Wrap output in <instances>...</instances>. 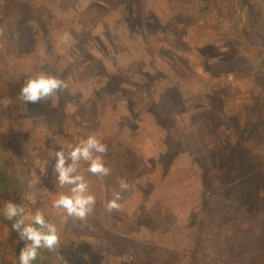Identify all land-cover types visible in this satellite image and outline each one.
<instances>
[{"label":"rangeland","instance_id":"1","mask_svg":"<svg viewBox=\"0 0 264 264\" xmlns=\"http://www.w3.org/2000/svg\"><path fill=\"white\" fill-rule=\"evenodd\" d=\"M262 37L264 0H0V147L19 143L10 164L44 196L0 184V210L11 200L26 223L39 209L56 225L59 248L39 264H245L264 246V138L251 135ZM41 74L66 87L23 101ZM89 135L111 172L82 162L96 205L81 221L52 206L70 188L52 165ZM114 191L121 209L108 213Z\"/></svg>","mask_w":264,"mask_h":264},{"label":"clouds","instance_id":"2","mask_svg":"<svg viewBox=\"0 0 264 264\" xmlns=\"http://www.w3.org/2000/svg\"><path fill=\"white\" fill-rule=\"evenodd\" d=\"M65 87L66 84L62 80L41 74L26 81L19 97L25 102L36 103L41 98L49 97L56 90ZM107 150V146L100 139L95 135H89L86 139H80L77 144L69 145L67 151L61 149L55 152V163L52 165L54 179L60 187L70 186V188L68 192L60 193L53 201L54 208L62 209L69 217L86 220L94 211L96 197L89 189V182L78 170L83 162L87 164L88 173L100 178L108 176L111 169L106 166L103 159ZM28 187H34V183L29 181ZM129 187L127 182H120L122 190H127ZM120 199V192L114 191L112 198L105 204L106 211L108 213L120 211ZM0 211L6 219L14 221L11 225L12 230L17 233L20 241L24 242L18 254L19 264H33L41 249L52 252L59 248L58 229L54 223L45 219V214L41 210L37 209L27 223L29 217L26 216L24 208L11 200L5 201Z\"/></svg>","mask_w":264,"mask_h":264},{"label":"trees","instance_id":"3","mask_svg":"<svg viewBox=\"0 0 264 264\" xmlns=\"http://www.w3.org/2000/svg\"><path fill=\"white\" fill-rule=\"evenodd\" d=\"M262 39H264V38L262 37ZM258 104H257V107H259ZM259 110H260V113H258L255 116V118L252 119L253 120L252 122H255V124L257 125L255 128V129H257V131L253 130V132H251V135L253 138H259L260 141H262L264 138V134H262V129H264V96H262ZM259 129H261V130H259ZM258 131H259V133H258ZM11 136H12V138H14V135H11ZM242 143H244L243 140L241 142L239 141L238 148H237V152H239V153L242 152ZM1 147H0V160H2L6 166V169L2 170L0 172V184L2 185L3 193L11 195L12 193L18 191V193L20 195H22V197H24L25 200H28L31 202V198H34L33 200L39 202V200H41V198L44 197L41 193L39 194L40 190H38L35 187H32V188L28 187L27 188L25 185H23V184H25V179H22V177L24 175L23 171L19 170L15 164L14 165L10 164L11 163V156L13 155L12 152H15L18 150L20 152H23L22 148H20L19 143L15 139H12V143L9 142L7 144V146H5V147L1 146ZM3 147L5 150H1V149H3ZM237 155L238 154L236 153L235 156H237ZM243 159L246 160L248 158H247V156H243ZM255 160L256 159H254L252 161L255 162ZM262 166H264V161H263ZM262 174H264V170L262 171ZM10 175H12V176H10ZM13 178H14V180H16V182L13 181ZM45 184L48 186L47 183H45ZM263 191H264V189H263ZM6 221H7L6 225L8 226V229H9V240L5 241V242H1V240H0V264H19L18 254H19L20 249L24 246V242L20 241L17 233L12 230L11 225L14 221H9L8 219ZM256 237L259 238L264 243V237H262L260 234H257ZM67 251L68 250H66V252ZM69 251H70V249H69ZM44 254H46V251L40 250L38 257L33 262V264L41 263L40 259H41L42 255H44ZM248 257L249 258H248L247 262H245V264H264V246L259 247L255 253H253L252 255H250ZM146 260L147 259H145L144 261H146ZM151 261L153 262V260H151ZM128 262H132V260H129ZM150 262H148V261L140 262V264H144V263L148 264Z\"/></svg>","mask_w":264,"mask_h":264}]
</instances>
